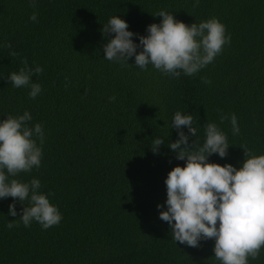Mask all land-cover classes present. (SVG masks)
Wrapping results in <instances>:
<instances>
[{
    "label": "trees",
    "instance_id": "1",
    "mask_svg": "<svg viewBox=\"0 0 264 264\" xmlns=\"http://www.w3.org/2000/svg\"><path fill=\"white\" fill-rule=\"evenodd\" d=\"M160 10L186 24L215 17L230 42L199 72L178 78L151 65L141 70L134 58L104 59L102 45L110 37L101 29L110 17L119 15L129 30L145 35L148 24L159 23L152 14ZM33 12L36 21L29 19ZM22 59L42 68L32 77L42 89L35 99L7 80ZM25 110L30 124L44 129L41 165L12 178H38L62 220L46 230L35 221L25 227L19 221L24 204L16 202L12 217V198L0 200V264H220L214 239L198 247L176 243L159 219L164 179L184 165L168 148L178 138L170 125L175 112L190 114L197 131L189 146L198 147L204 125L216 123L230 145L225 157L211 154L210 162L238 168L243 148L264 153V0H200L196 6L193 0H36L35 6L0 0V119ZM233 113L237 135L227 119L220 121ZM157 137L164 142L153 154ZM248 264H264V247Z\"/></svg>",
    "mask_w": 264,
    "mask_h": 264
},
{
    "label": "clouds",
    "instance_id": "2",
    "mask_svg": "<svg viewBox=\"0 0 264 264\" xmlns=\"http://www.w3.org/2000/svg\"><path fill=\"white\" fill-rule=\"evenodd\" d=\"M199 2L193 0L194 6ZM28 3L35 6L36 0ZM152 15L160 17L159 23L148 24L145 35L129 30L127 21L119 15L110 17L101 29L102 36L110 37L102 45L104 59L124 63L134 58V66L141 70L151 65L178 78L181 73L192 76L199 72L230 42L225 26L215 17L186 24L164 10ZM29 19L36 21V13ZM21 64L8 74L7 80L15 88H28V97L35 99L42 89L32 77L39 75L42 68L29 67L23 59ZM225 119L232 134H239L235 114L220 116L221 122ZM31 121L27 110L0 119V200L12 198L8 205V215L12 217L17 216L16 202H21L24 206L20 223L28 227L35 221L46 230L62 220L58 207L50 203V194L39 190L38 178L27 182L12 178L41 165L45 133L41 123L30 124ZM182 126L187 128V134ZM170 127L177 130L178 138L169 142L168 148L184 165L172 167L164 179L166 199L164 206L157 204L159 219L167 222L176 243L198 247L201 240L214 239L212 252L220 264H248L249 258L256 259L264 247V153L253 154L243 148L245 158L238 168L231 163L210 162L211 154L225 157L230 145L216 123L204 125L205 139L198 147L194 141L189 146V135L196 137L197 131L190 114L175 112ZM163 142L164 138L151 139L153 154L158 153ZM6 227L14 225L8 223Z\"/></svg>",
    "mask_w": 264,
    "mask_h": 264
}]
</instances>
